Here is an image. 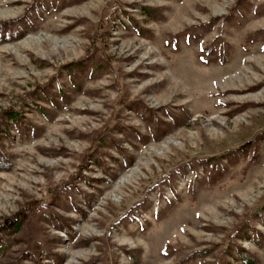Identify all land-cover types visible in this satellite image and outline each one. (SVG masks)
<instances>
[{"label": "rangeland", "instance_id": "rangeland-1", "mask_svg": "<svg viewBox=\"0 0 264 264\" xmlns=\"http://www.w3.org/2000/svg\"><path fill=\"white\" fill-rule=\"evenodd\" d=\"M0 264H264V0H0Z\"/></svg>", "mask_w": 264, "mask_h": 264}, {"label": "trees", "instance_id": "trees-1", "mask_svg": "<svg viewBox=\"0 0 264 264\" xmlns=\"http://www.w3.org/2000/svg\"><path fill=\"white\" fill-rule=\"evenodd\" d=\"M18 221L19 220L12 219V220L9 221L10 225H6V227H8V226H15V225H18L19 226L20 222L18 223Z\"/></svg>", "mask_w": 264, "mask_h": 264}]
</instances>
